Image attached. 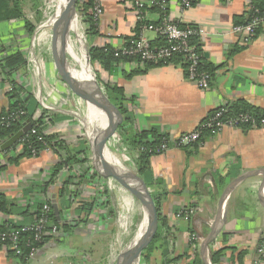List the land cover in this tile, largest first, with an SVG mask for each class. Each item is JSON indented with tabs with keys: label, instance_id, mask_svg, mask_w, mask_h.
I'll list each match as a JSON object with an SVG mask.
<instances>
[{
	"label": "crops",
	"instance_id": "1",
	"mask_svg": "<svg viewBox=\"0 0 264 264\" xmlns=\"http://www.w3.org/2000/svg\"><path fill=\"white\" fill-rule=\"evenodd\" d=\"M12 1L5 0L0 18V78L3 80L0 83V112L11 104L7 89L10 82L1 69L9 55L22 52L27 59V67L12 75L23 88L22 94H34L41 80L39 71L35 77L31 74L34 37L27 21L37 27L34 18L40 14L42 0H17L21 16H11L17 13ZM139 1L102 0L104 14L96 22L95 34H89L83 15L81 22L87 30L89 47L109 45L118 49L141 33L156 45L159 34L143 29V25H159L164 19L201 32L195 36L194 43L204 64L212 70L211 84L206 90L187 79L182 61L155 64L135 58L120 63L113 75L101 71L102 80L122 88L130 100L128 107L133 116L130 133L155 130L167 134L172 141L169 150L156 152L151 157V169L156 179L164 180L169 191L163 213L174 229L176 254L191 253L190 229L201 236L202 242L218 215L220 198L227 186L246 172L264 169V128L226 127L191 151L175 142L181 134L198 128L219 108L243 101L264 110V17L253 38L247 39L244 32L235 30L238 22L247 20L253 13L252 3L264 7V0H199L185 9L182 0H166L163 11L156 7L145 9L144 21L137 19L136 4ZM47 77L48 87L39 93L43 100L34 97L41 103V108L63 119L48 125L46 133L58 134L69 144L87 140L90 130H86L78 112H86L87 124L91 126L92 103L86 102L85 110V105L77 102L73 94L75 102L68 95L69 87L58 73L50 72ZM110 138L116 146L121 141L117 132ZM121 146L132 160L128 149ZM20 151L18 147L17 152ZM58 160L57 155L48 151L0 171V191L9 200L30 209L28 216L0 213V221L28 223L35 205L50 201L58 206L63 220L69 225L66 230L60 229L58 236L49 238L36 256L27 261L9 257L8 251L0 246V264H115V254L131 240L125 237L136 236L139 222L145 215L140 199L120 184L119 189H111V178L102 176L92 160L78 165L72 172L81 176L89 171L88 179H75L78 183L71 185L70 190L76 191V195L64 198L57 195V188L69 175L67 168L56 183L43 192L39 185L49 182L50 168ZM105 191L108 192L106 204L101 202ZM263 197L262 174L247 178L233 189L226 203L225 225L209 247V255L213 249H223L217 264H264V256L257 254V246L264 236ZM95 201L89 215L81 211V202ZM187 207L195 209V215L190 220L178 218L177 211ZM83 218L87 221L82 222ZM188 262L184 259L181 264Z\"/></svg>",
	"mask_w": 264,
	"mask_h": 264
},
{
	"label": "trees",
	"instance_id": "2",
	"mask_svg": "<svg viewBox=\"0 0 264 264\" xmlns=\"http://www.w3.org/2000/svg\"><path fill=\"white\" fill-rule=\"evenodd\" d=\"M8 1V0H7ZM192 5L196 4L199 0H191ZM5 0H0V18L3 17L1 14L2 6ZM13 7L16 9V15L21 16L22 13L19 11L20 2L13 0ZM79 11L85 16V20L89 26V34H95L96 21L92 15L93 0H79ZM257 2H253L251 10L253 13L250 14L249 18L243 22H238L239 26H246L253 22L255 18L264 17V7ZM155 8V7H154ZM160 8V7H156ZM161 9V8H160ZM163 11V9H161ZM251 11V12H252ZM39 21H42V16L39 17ZM29 32L32 34L36 29V26L31 22L27 21ZM260 24L254 28L255 36L260 28ZM196 37L193 38L195 42ZM253 38V37H252ZM196 43V42H195ZM154 44V43H153ZM167 40L164 37H160L159 42L156 46L166 45ZM198 47V46H197ZM117 50L109 45L105 47H89V57L91 65L96 69L97 79L102 86L109 101L115 106L121 115V122L117 124V134L120 138L121 144L128 149L130 155L133 156L132 160L136 168V173L142 177L146 185L151 191L152 198L154 200L155 208V221L152 234L148 244L144 247L140 264H181L182 261L189 260L187 264H206L205 260L201 255V240H190L191 253L176 254V240L174 236V229L170 226L169 219L164 215V203L169 194L168 189L165 186V182L162 179H156L152 174L151 169V157L157 152V148L162 143L164 138H168L167 134L157 132L155 130L144 131L140 133H130L131 124L133 120L132 112L128 107L130 101L124 94L122 88L111 82H104L101 78V71L105 70L110 74L116 72L117 66L122 62H128L135 60V58H128L125 56H117ZM174 61H183L182 55H177L173 58ZM172 60V61H173ZM163 64V63H162ZM27 59L22 52H16L9 55L3 64H1L2 72L6 74V79L13 84L14 90L9 92L11 95V104L7 109H3L0 112V145L6 140H9L27 125H30V129L23 134V136L7 150L0 153V171L5 170L8 165H17L22 159H29L33 157H40L44 151H52L58 156L59 160L50 168V180L44 185H39L43 192H47L49 187L56 183V180L60 178L64 169H69V175L64 179L62 185L57 188V195L60 197H66L73 195L76 191H71V185L77 184L75 179L80 178L81 181L88 179V172L79 174H73L74 169L83 163L93 161V154L88 139L77 144H69L63 140L58 134L46 133V128L50 124L57 123L63 119L61 116H57L49 110L41 108L33 94L26 93L22 94L23 88L18 85L15 79L12 78L14 73L24 70L27 67ZM204 69L212 75V70L209 66L204 64ZM214 110L209 116L214 115ZM239 113H251L254 115H264V110H260L251 106L250 104L240 101L230 105L226 108L224 117L233 116ZM206 118L202 121V123ZM109 115L105 114V126L109 125ZM35 130V132H32ZM201 132V139L190 145L183 147L184 149L191 151L194 147H198L205 139L209 136L215 135L211 128L201 126L199 128ZM107 145L111 148H116V145L112 142V139L107 140ZM20 147L21 151L17 152V148ZM2 158H6L2 161ZM97 175V173H95ZM79 181V183H81ZM108 192H102L104 195L101 202L107 203ZM77 194V193H76ZM75 194V195H76ZM106 197L107 199H103ZM50 204V211L44 212V205ZM96 205L95 202H81V208L83 212L88 215L92 212ZM191 208V207H187ZM184 209V208H183ZM186 209V208H185ZM35 212L32 215L30 222L18 223L12 220L0 221V234L11 229H20L25 225L36 223L41 218L47 220L46 234L40 243H35V234L32 232L22 233L20 236V244L18 248L13 249L9 247L8 255L11 258H16L22 261L29 259V253L31 246L35 243L37 246H42L49 238L54 235L50 232L53 226H57L59 229H68L69 225L63 220L60 214V219L54 213V207L50 201L39 202L34 207ZM182 209L177 211L179 213ZM0 213L4 216L20 215L28 216L30 209L22 207L18 202L11 201L7 198L5 193L0 191ZM87 219L83 218L82 222H86ZM208 231L205 232V234ZM196 231L191 228L190 234H194ZM205 235L202 237L204 239ZM11 245L10 242H4ZM2 243H0L1 246ZM2 247V246H1ZM223 253V249H213L210 252V258L213 264L219 262V258Z\"/></svg>",
	"mask_w": 264,
	"mask_h": 264
},
{
	"label": "built area",
	"instance_id": "3",
	"mask_svg": "<svg viewBox=\"0 0 264 264\" xmlns=\"http://www.w3.org/2000/svg\"><path fill=\"white\" fill-rule=\"evenodd\" d=\"M167 2L166 0H141L136 4L137 19L139 21H144V10L151 7H160L165 9ZM192 6L191 0H182V8H190ZM92 15L96 22L104 14V6L102 0H93ZM263 20V17H257L246 26H236L235 30L239 32H244L247 39L251 38L254 34V28L259 25ZM143 29L154 30L159 34L160 37H164L167 40L166 45L156 46L153 45L144 35L141 33L140 36L130 38L126 41V44L118 49H116V55L125 56L128 58H139L143 62H152L155 64H166L172 62L173 58L177 55H182V63L186 67V77L187 79L198 86L200 89L206 90L209 88L212 80V75L207 70L204 69V62L202 54L200 53L198 47L193 42V38L200 34L198 29L190 26H181L179 24L172 23L166 19L159 25L154 24H144ZM80 34L83 38L87 37V30L85 25L82 23ZM34 37V36H33ZM31 61L34 63V55L30 56ZM0 78V83H2ZM7 89L9 92L14 90V86L11 83H7ZM226 112V107L219 108L215 111L214 115L207 117L206 120L198 126V128L181 134L175 141L180 147H185L201 139V132L199 128L201 126H206L211 128L214 134L221 132L226 127H260L264 128V115H254L251 113H239L233 116L224 117ZM32 132H35L33 130ZM117 140V139H116ZM172 145V141L168 138H164L162 143L157 148V152H165L169 150ZM48 152V150L44 151ZM110 188L115 190L119 186V183L111 178L109 180ZM119 189V188H118ZM50 204L46 203L44 205V212L50 211ZM196 211L193 208H184L179 213L177 217L181 219L190 220ZM47 220L41 218L36 223L25 225L20 227V229H11L0 234V243L2 248L8 251L9 247L16 249L20 244V236L25 232H32L35 234V243H40L46 234ZM52 235L58 236L60 229L57 226H53L50 231ZM190 240H201L199 234H191ZM4 242H10V246ZM35 243L32 244L29 253V258H33L40 250V246ZM257 254L262 257L264 256V236L262 237L260 243L257 246Z\"/></svg>",
	"mask_w": 264,
	"mask_h": 264
},
{
	"label": "water",
	"instance_id": "4",
	"mask_svg": "<svg viewBox=\"0 0 264 264\" xmlns=\"http://www.w3.org/2000/svg\"><path fill=\"white\" fill-rule=\"evenodd\" d=\"M79 0H74L72 3V13L68 11L62 14L61 4L57 2L55 11L53 13V30H54V49L55 56L58 63L59 75L64 81H66L74 92H77L81 86V79L76 76L78 68L73 66L70 59L66 55V47L68 43L69 36V26L72 14L76 13V5ZM87 62L90 63L89 52L87 51ZM83 84L87 87L88 101L93 103L95 108L101 113V115L108 114L110 121L109 125L102 127L100 123H97L91 131L90 136H88V141L93 154L94 168L104 177H110L115 179L118 183L122 184L128 191L136 195L144 208L145 215L143 223L138 231L133 242L124 247L117 256L115 264H140V258L144 247L148 244L150 240L152 230L155 221V208L154 200L152 194L145 181L137 173H132L124 166H119L114 162L108 160L106 156L105 149H107V140L114 134L117 130V124L121 122V115L115 106L109 101L106 96L102 86L100 85L96 74L91 73L86 79H82ZM30 129V125L24 127L15 136L6 140L0 145V153L7 150L13 144H15L25 132ZM264 175V169H258L246 172L241 176L234 179L224 190L220 202L219 211L216 219L207 235L201 242V255L205 260L206 264H213L209 255L210 244L214 239L222 232L225 225L226 219V203L229 195L233 189L242 183L247 178ZM264 202V197H263ZM54 213L58 219H60V209L56 204H53Z\"/></svg>",
	"mask_w": 264,
	"mask_h": 264
},
{
	"label": "rangeland",
	"instance_id": "5",
	"mask_svg": "<svg viewBox=\"0 0 264 264\" xmlns=\"http://www.w3.org/2000/svg\"><path fill=\"white\" fill-rule=\"evenodd\" d=\"M56 1H59V0H42V3H41L42 5H41V8H40V14H37L35 16V18H34V20L37 21L36 22L37 27L34 30V32L32 33L33 36H34V38H33V42H34L33 48L34 49L33 50H34V53H35V57H34L35 62L33 63V65H31L32 68H33V71H31V74H33L34 77H35L36 71L40 72L38 74V77L41 78V80H39L40 83L37 84V86L35 87L34 94H33V95L37 96L40 101L43 100V98H42V96L39 95V93L43 90L44 87L45 88L48 87V82H47V78L48 77L47 76H50V72L51 73L55 72V73L59 74V68H58L59 66H58V63H57V60H56L55 49H54V30H53V25H46L47 20L53 15V13L55 11V7L57 5ZM40 16H42V21L37 20ZM81 16H82V14L79 11V3L77 2V5H76V21H75L76 22V28L74 30H70L69 38H70V43H71L73 49H75V51L78 52V53H80V50L82 49L83 45L85 44L84 47L86 49V54H87V51L89 50V46H88V43H87V37L85 39L80 34L81 25H82ZM83 41H84V43H83ZM67 50H68V47H66V55H67V57L70 59V62L72 63V65L77 67V65H79L78 61H76L73 58L72 54L69 52V50L68 51ZM91 67H92V71L96 74V77H97L96 69L92 65H91ZM79 79H81V78H79ZM62 81L64 83H66L68 85V87H69L68 95L72 96V94H73L75 96V99L77 100V102H80L81 104L83 103V105H85V110H86V108L88 107V104L86 103V102H88V93H87L88 89L84 85L85 83L83 84L82 79L79 80V81H81V86L79 87L77 92H74L71 89L70 85L66 81H64L63 79H62ZM71 99L74 100V97L72 96ZM74 102H75V100H74ZM92 105H93V103H92ZM78 113H79V116H80L79 119H82L83 123H85L86 130H88V131L91 130L92 129L91 126L87 124V117L85 116L86 112L82 114V112L80 111ZM117 145L120 148L119 150H118V146H116V148H111L108 145H106V147L115 156H117L120 159V162H121L122 166H124L130 172L136 174V168H135V165H133V160H131V158L128 155L124 154V150H123V148L121 146L122 144L120 142ZM120 186L122 188L126 189L122 184H120ZM143 220H144V218H143ZM143 220H141L139 222V226H138L139 229L137 228L138 231L140 230V227H141L140 223L142 225ZM135 237L136 236H134V238ZM134 238L133 237L132 238L131 237H129V238L125 237V239H131L130 242L127 243V245L132 243ZM127 245H125V247ZM118 254L117 255L115 254V256H114L115 260H116V258L118 256ZM139 262H141V258H140Z\"/></svg>",
	"mask_w": 264,
	"mask_h": 264
},
{
	"label": "bare ground",
	"instance_id": "6",
	"mask_svg": "<svg viewBox=\"0 0 264 264\" xmlns=\"http://www.w3.org/2000/svg\"><path fill=\"white\" fill-rule=\"evenodd\" d=\"M73 1L74 0H59L56 2L61 4V10L60 11L62 12V14L66 11H68V13L70 12V14H71ZM75 21H76V13L75 14L73 13L71 16L69 31L74 30L76 28V22ZM53 22H54V19H53V16H51L47 20L46 25H53ZM83 43H84V41H83ZM84 45H83L82 49L80 50V53L76 52L75 49H73V47L70 43V38L68 36V43H67L68 50L72 54L73 58L76 61H78V64H79V65H77L78 70L76 72V74H79V76H76V77L81 78V79H86V77H88L91 73H93L91 65H89V63L87 62V54H86V49H85ZM90 115H91V118H90L91 128H93L97 123H100L102 125V127H104L105 115L104 116L101 115V113L95 108V106H93L91 104H90ZM91 131H92V129L90 130L89 136L91 134ZM105 152H106V156H107L108 160L114 162L115 164H117L119 166L122 165L120 162V159L117 156H115L108 148L105 149Z\"/></svg>",
	"mask_w": 264,
	"mask_h": 264
}]
</instances>
